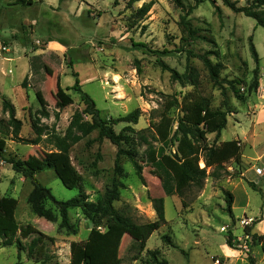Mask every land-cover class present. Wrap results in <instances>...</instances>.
<instances>
[{"label":"rangeland","instance_id":"374dc122","mask_svg":"<svg viewBox=\"0 0 264 264\" xmlns=\"http://www.w3.org/2000/svg\"><path fill=\"white\" fill-rule=\"evenodd\" d=\"M180 1L182 6L173 0H139L127 9L123 1L115 4L114 0H32L30 5L0 0V41L8 45L5 56L10 58L4 61L0 57V119L8 118L1 103L6 98L21 120V138L35 137L31 128L34 117L49 130L63 135L72 114L83 109L79 93L71 88L75 81L73 72H77L82 91L93 99L102 118L114 119L135 108L140 110L138 122L132 125L134 133L124 147L136 151L143 166L144 183L125 157L119 161L122 176L115 175L117 147L107 138L98 139L97 130L71 146L67 153L69 164L79 175L77 187H64L49 168L36 171L35 179L58 200L75 197L82 189L87 200L93 202L104 197L112 180L117 179L123 187L114 207L138 225L156 219L153 199L162 197L165 220L150 235L143 250L129 234L121 232L115 236L113 255L120 264H158L163 259L166 264H249L247 252L253 264H264V30L221 0H202L187 18L208 40L197 38L189 42L181 17L189 6H194V1ZM234 1L237 6L249 2ZM148 2L149 11L141 18L135 17L134 10ZM187 50L195 54L208 51L212 62L222 64L219 77L223 89L210 79L202 60L189 57ZM161 63L168 69L162 68ZM187 65L199 73L196 91L208 98L211 108L227 111V123L217 143L237 140L241 158L239 164L228 161L227 172L221 170L219 178L208 175L202 187L191 185L182 193L168 194L172 181L161 167L146 161L148 145L141 135L150 146H161L150 125L159 119L169 96L180 100L193 89L171 78L169 69L183 73ZM254 77L258 91L248 92ZM233 79L241 80L235 84L243 95L241 99L228 85L227 81ZM41 109L48 116L43 117ZM168 114L178 116L179 108L170 109ZM123 126L118 123L113 128L118 132ZM0 138L5 140V157L20 159L25 167L37 168L38 161L58 154L43 141L31 144L2 133ZM208 140L212 142L214 134H209ZM164 149L173 151L174 146ZM31 188L30 180L16 173L9 163L0 162V194L17 200L15 218L19 225L29 224L53 239L46 240L51 258L44 264H70V242L85 240L92 220L80 208L70 209L68 215L74 229L71 232L59 227L60 217L50 222L37 216L27 203ZM226 191L233 197L232 217L226 210ZM46 206L58 213L51 201ZM248 225L251 229L247 233ZM98 229H104V221ZM229 230L235 237L236 249L225 244ZM164 235L169 241L162 240ZM34 236L21 241L26 245ZM149 250L156 251L157 261ZM16 262L39 264L15 244L3 246L0 239V264Z\"/></svg>","mask_w":264,"mask_h":264},{"label":"trees","instance_id":"16d2710c","mask_svg":"<svg viewBox=\"0 0 264 264\" xmlns=\"http://www.w3.org/2000/svg\"><path fill=\"white\" fill-rule=\"evenodd\" d=\"M119 1L125 3V8L131 9L139 0H114L117 4ZM177 5H181L180 0H173ZM194 6H189L185 15L181 17L182 23L187 32L189 42H194L197 38L208 40L205 36L200 35L199 28L193 27L187 16L192 9L196 7L202 0H193ZM214 2V0H211ZM223 5L234 12L242 13L244 16L252 18L257 26L264 30V0H249L246 5L237 6L234 0H221ZM15 4L30 5L32 0H15ZM151 7V2L143 3L133 12L135 17H142ZM211 42V41H210ZM134 46H145L142 43H133ZM253 57L256 58L254 48L251 49ZM189 57H198L202 60L203 65L208 71V75L214 84L220 88H224L219 74L222 69L220 62H212L207 51L204 54H195L192 50H187ZM162 68L168 67L161 63ZM171 78L179 82L180 85H190L193 89L185 92L181 99L178 100L175 96H169L164 102L163 111L157 121H153L150 125L154 133V138L161 144L156 149L150 146L147 138L141 135V139L146 143L145 149L146 161L155 164L156 167H161L169 175L172 181V189L168 190V194L182 193L191 185L202 187L204 180L208 175L215 178L220 177V172L225 169V164L228 161L240 163L241 146L237 140H225L217 143L221 131L227 123V111L223 109H213L210 106L208 98L200 95L196 91L199 84V73L193 66L187 65L183 73H178L174 69H169ZM75 81L71 86L80 95V100L83 104V109L75 111L66 131L63 135L54 130H49L47 126L40 124L38 117L31 120V128L35 137L32 139H23L19 136L21 128V120L15 116V108L10 100L2 98V110L7 112V119H0V133L12 134L13 138L25 141L26 143L39 144L45 142L51 145L58 154L55 156H47L43 161H38L39 167H25L24 162L14 157H5V140L0 138V162L4 161L11 165V168L25 179L30 180L32 188L27 196V203L33 213L44 218L47 221L55 222L60 217L59 227L74 232L73 226L70 223L68 211L73 208H80L82 214L92 220L93 226L90 229L85 240L72 241L69 245L70 264H120V260L114 257V238L121 232L129 234L132 237V242H137L139 249L143 250L146 246V241L150 235L157 230L164 222V206L163 198H154L153 205L156 211V219L143 224H136L129 216L114 207V202L119 199V189L123 184L117 179H113L110 188L106 191L104 197L96 202L88 201L87 194L79 189V193L70 199L58 200L51 193L50 189L38 182L34 175L36 171H41L43 168H49L54 171L56 177L61 181L64 187L73 189L79 185V175L71 167L67 159V153L71 146L80 141L83 137L90 134L92 131H98V139L107 138L116 147L117 152L114 162V173L117 176H122V166L120 158L125 157L134 168L138 179L144 183L142 176V164L137 159V153L133 149H126L124 144L129 142L134 129L133 124L138 122L141 112L138 108L126 113L125 115L114 119H104L100 115V110L96 107L93 99L82 91L78 79L77 72H73ZM229 87L239 99L243 98L239 89L235 84L241 83L239 79L227 81ZM22 86L26 87V77L22 81ZM259 88L256 77L248 86V92H257ZM172 108H179L180 114L173 117L168 114ZM43 117L48 116L45 109H41ZM88 119L84 120L83 117ZM124 123V126L116 132L113 125ZM214 134V140L209 142L208 135ZM45 135V137H43ZM173 147V151L165 152V147ZM202 166H200V162ZM210 172H207V169ZM236 177L243 178L238 174H233ZM247 184L256 189V185L251 181H246ZM226 210L232 217L231 205L233 197L229 191L225 192ZM51 201L55 204L57 212L46 206V202ZM17 200L12 196L0 194V239L3 246L15 244L19 251H24L28 258L39 264H44L50 260L47 251L46 240L52 242L51 237H47L44 233L31 225H19L15 218V208ZM104 221V229H98V226ZM256 223L253 222V224ZM251 226H246L245 231L248 233ZM31 234L35 236L25 245L21 238H27ZM139 235V238L136 236ZM261 237V236H260ZM163 241H169L168 236H162ZM225 244L233 249L235 247V237L232 232L228 231V236ZM152 258L157 261L155 250H149ZM249 264L252 263V258L249 256ZM158 264H166V260L157 261ZM15 264H19L16 262Z\"/></svg>","mask_w":264,"mask_h":264},{"label":"built area","instance_id":"2783aa9c","mask_svg":"<svg viewBox=\"0 0 264 264\" xmlns=\"http://www.w3.org/2000/svg\"><path fill=\"white\" fill-rule=\"evenodd\" d=\"M9 52V47L8 45H6L4 42L0 41V57L2 58V60L4 61H9L10 58H8L7 56H5L6 53ZM8 72L10 73L11 70L9 69Z\"/></svg>","mask_w":264,"mask_h":264}]
</instances>
